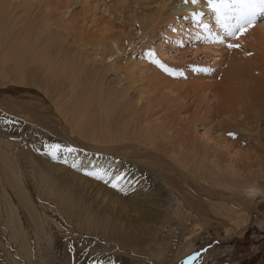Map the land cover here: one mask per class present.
Returning <instances> with one entry per match:
<instances>
[{
    "label": "rangeland",
    "instance_id": "obj_1",
    "mask_svg": "<svg viewBox=\"0 0 264 264\" xmlns=\"http://www.w3.org/2000/svg\"><path fill=\"white\" fill-rule=\"evenodd\" d=\"M6 1L0 0L1 11L4 10ZM159 1L9 0L15 7L26 5L28 27L50 26L56 37H63L65 42L59 40V44L67 49V54L75 53L81 58L86 74L93 77V92H98L100 88L107 89L113 93L110 99L119 97L117 102L136 105L135 117L141 122L137 131L139 141L134 135L133 139L124 141L123 144L129 147L125 152L110 149L121 146L119 143L92 144L75 133L68 136V126L64 122L61 123L64 125L62 131L57 127L53 137L48 134L50 138L47 142L39 141V147L30 145L25 150L28 178L38 188L39 200L50 203L56 210L58 206L64 209L71 207L70 203L64 206V201L77 204L83 217L89 218L90 215L94 221L108 224L109 231H116L118 228L133 230L129 235L130 239L124 241L130 244L132 240L133 246L141 242L137 239L141 238L139 231H145L143 242L157 238L162 233L159 230H162L172 216V195L165 189L164 181L168 184L167 180L172 179L188 196H191V190L186 184L189 179L198 181L203 187L219 188L212 180L204 182L203 177L199 176L202 174L215 176L218 180L234 181L238 183L237 187L254 181L251 185L260 184L264 190V119L260 118L255 122L251 120L260 106H247L244 103L249 114L246 118L243 115L242 122L238 121L239 115L234 114L231 123L220 126L221 117L226 118L227 115H217V104L219 106L223 102L213 88L219 82L220 74L232 61L235 64L240 57L257 53L247 39L248 31L238 38L227 37L221 26H230L236 22L235 19L226 18L221 21L215 17L219 22L216 29L212 30L210 25L215 24L210 21V25L203 27L206 30L210 28V32L203 31L205 34L197 38L193 34L188 42L177 48L178 51L169 50L170 46H164L163 38L171 27L190 25L193 18L203 15L196 20V24L204 26L205 21L201 19L205 18L207 10H211V14L215 11L209 6L208 0H198L196 4L185 3L184 0H166V7L158 11L156 3ZM181 6L190 9L173 10ZM231 14L234 17L233 13L226 15ZM143 15L155 21L140 35L136 30L137 24L131 26V23ZM16 17L20 18L19 15ZM258 24L264 25V16L257 18L254 27ZM184 35L181 34V37ZM102 36H107L108 40L101 39ZM80 40L87 45L93 44V50L85 48L83 53H79L77 44L81 43ZM110 41L113 42L109 44ZM101 42L105 48L108 44H116L118 52L113 54V47L97 48ZM229 44L238 47L230 48ZM225 98V105L231 106L229 102L235 97L227 93ZM7 102L3 100L2 103ZM41 126L46 127L44 123ZM220 130L224 135L220 136ZM52 145L61 146L56 158L49 154ZM68 148L75 149L76 153L111 161V171H120L121 175L128 177L125 182L128 188L134 184L132 190L139 195L137 200H126L128 206L126 210H121L119 203L111 198L115 191L109 184L110 181L104 184L96 178L81 180L71 177L67 162L62 164L66 168L57 164L67 157L63 151L67 152ZM126 153L130 157L125 156ZM178 171L183 175H177ZM221 185L226 186L224 182ZM51 193L52 196H48ZM41 195H46V198L42 199ZM197 195L198 193L195 194ZM59 200L63 201L58 203ZM245 215L247 223L239 230H234L233 234L223 231L224 227L233 228L229 223H225V226L216 222L202 224L200 231L203 230L208 235L189 252L186 264H264V194L248 203ZM94 244L98 245L100 252L92 250ZM82 246L84 247L80 251L74 250L73 243L53 255H46L48 253L45 252L44 262L142 264V259L141 262L134 259L135 256L141 257L140 253L134 254V251L129 252L127 249L118 250L117 247L107 251L104 245H99L90 237ZM151 247L152 244L148 248ZM192 256H197V259L190 261ZM180 257L181 255H176L166 264H181ZM18 260L25 262L21 255Z\"/></svg>",
    "mask_w": 264,
    "mask_h": 264
},
{
    "label": "bare ground",
    "instance_id": "obj_2",
    "mask_svg": "<svg viewBox=\"0 0 264 264\" xmlns=\"http://www.w3.org/2000/svg\"><path fill=\"white\" fill-rule=\"evenodd\" d=\"M168 1L160 0L156 3L158 11L165 8ZM206 7L209 8L208 5ZM189 9L190 7L186 6L173 8L174 11ZM211 13V10H207V15L201 20L205 21L206 25L213 21L215 25L210 26L214 30L219 22L215 18L216 12ZM17 15L20 18H17ZM202 17L193 18L190 25L184 27H171L163 38L164 46H170L169 50L175 51L188 42L193 34L197 38L205 34L204 32H210V28L203 29L205 25L199 27L196 24V20ZM26 19L25 4L15 7L7 0L4 10L0 12V264H47L44 262L45 252L48 253L46 255H53L73 243L74 250L80 251L89 237L99 245H104L107 251L117 247L118 250L127 249L129 252L134 251V254L140 253L141 257H133L138 261L142 259V264H166L176 255H181V264H186L189 252L208 235L204 234L203 230L200 231L202 224L216 222L225 226V223H229L233 228L224 227L223 231L233 234L234 230H239L247 223L245 210L256 196L264 194L261 185H251L253 181L237 187L238 183L234 181L218 180L208 174L199 176L203 177L204 182H216L219 188L203 187L198 181L189 179L186 184L191 190V196L172 179L167 180L168 184L164 181L165 189L172 195V216L164 227L161 226L163 231H159L162 233L150 242H143L145 231H139L141 238L137 239L141 242L135 246L133 242L131 244L132 240L130 244L124 242L130 239L129 235L133 230L118 228L116 231H109L108 224L98 223L90 215L89 218L83 217L77 204L64 201V206L70 203L71 207L64 209L58 206L56 210L50 203L39 200L38 188L34 187L28 178L25 154L27 147H39L37 142H47L50 138L48 134L55 135L53 132L57 127L62 131L64 125L61 123L64 122L68 126V136L75 133L92 144L119 143L121 146L110 149L125 152L129 147L123 144L124 141L131 140L133 135L137 139L141 122L135 117L136 105L117 102L119 97L110 99L113 93L107 89L100 88L98 92H93V77L86 74L81 58L75 53L67 54V49L59 44V40L65 42L63 37H56L50 26L28 27ZM154 21L155 19L143 15L133 20L131 26L137 24L136 30L142 35V31L152 26ZM70 32L72 34V31ZM181 34L185 35L181 37ZM107 36H102L101 39L107 41ZM247 39L257 53L245 58L240 57L235 64L232 61L220 74L219 84L213 87L223 102L222 105L217 104V115L229 117H221L220 126L227 125L234 114H238V121L242 122L244 116L246 118L249 114V109L244 103L247 106H260L259 110H255L256 115L251 119L252 122L264 119V25L258 24L249 29ZM80 41L81 43L77 44L79 53L85 48L93 50V44L87 45L85 41ZM108 45L106 48L113 47V54L118 52L116 44ZM97 48L104 49V43H99ZM227 93L235 97L229 102L231 106L225 105ZM140 99L141 96L138 100ZM3 100L8 101V105L3 104ZM43 123L47 128L41 126ZM219 133L220 136L224 135L221 130ZM63 153L67 157L57 164L63 166L62 164L67 162L68 174L71 177L81 180L95 179L94 176L86 174L94 172L103 174L102 180L96 179L98 182L106 184L105 181H110L111 185L116 183L118 187H112L115 194L111 198L119 203L121 210H126V200H137L139 195L132 190L134 184L128 188L125 184L128 177L121 175L120 171L112 172L111 161L106 162L105 158L97 159L74 151ZM125 156L130 157L127 153ZM178 168L177 164L176 169ZM178 173L182 174L181 171L176 174ZM223 182L226 186L221 185ZM120 188H123V191ZM194 193L198 195L195 196ZM41 196L42 199L46 198V195ZM48 196H52V193ZM61 201L63 200L58 203ZM151 244L152 247L148 248ZM97 246L94 244L92 250L100 252ZM185 250L186 253L183 254ZM20 255L24 257L25 262L18 260Z\"/></svg>",
    "mask_w": 264,
    "mask_h": 264
},
{
    "label": "snow or ice",
    "instance_id": "obj_3",
    "mask_svg": "<svg viewBox=\"0 0 264 264\" xmlns=\"http://www.w3.org/2000/svg\"><path fill=\"white\" fill-rule=\"evenodd\" d=\"M185 3H198V0H184ZM209 6L214 9L217 14L218 20L223 19H235V23L231 26L224 24V30L227 37H237L245 34L249 29L255 26L257 18L264 16V0H208ZM229 13H234V17L231 15H226ZM207 27V25H205ZM228 47H238V45L229 44ZM159 63V61H156ZM164 67V65H160ZM166 71L168 69H165ZM232 135V134H230ZM50 155L56 158L57 152L61 151L60 145L50 146ZM68 152H73L75 149L68 148ZM89 176H94L96 179H103V174L88 172ZM106 183L108 181H105ZM112 187L116 188L118 185L112 183ZM123 191V188H120ZM198 255V254H197ZM197 259V256L190 257V261Z\"/></svg>",
    "mask_w": 264,
    "mask_h": 264
}]
</instances>
